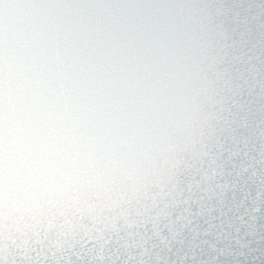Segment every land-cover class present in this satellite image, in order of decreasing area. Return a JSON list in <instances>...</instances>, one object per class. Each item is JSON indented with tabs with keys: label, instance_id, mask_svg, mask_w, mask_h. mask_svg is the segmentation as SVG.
Masks as SVG:
<instances>
[{
	"label": "clouds",
	"instance_id": "obj_1",
	"mask_svg": "<svg viewBox=\"0 0 264 264\" xmlns=\"http://www.w3.org/2000/svg\"><path fill=\"white\" fill-rule=\"evenodd\" d=\"M40 5L46 46L29 81L38 143L50 142L52 127L70 133L128 111L115 140L96 146L69 135L55 147L72 162L21 170L9 164L15 135L5 80L0 264H255L264 254V128L255 127L264 122V79L246 52L250 29L237 33L229 22L238 4ZM14 7L0 0V15ZM244 11L264 17V7ZM228 138L235 146L225 147Z\"/></svg>",
	"mask_w": 264,
	"mask_h": 264
},
{
	"label": "snow or ice",
	"instance_id": "obj_2",
	"mask_svg": "<svg viewBox=\"0 0 264 264\" xmlns=\"http://www.w3.org/2000/svg\"><path fill=\"white\" fill-rule=\"evenodd\" d=\"M261 5L262 7H264V0H261ZM244 9V5L238 4L233 7L231 13L229 14V22L231 23L232 27L237 31V33L243 32L248 25V20L250 16L245 14ZM259 32L261 33V47L259 49V55L257 57L259 70L257 71L256 75L257 79H264V17L260 18ZM241 70L243 71V69ZM227 122L231 123V119L229 118ZM260 128H264V122L260 124ZM245 136H247V133H245ZM246 143H248L247 140H242L239 147L243 149ZM229 145L235 146V142L231 138H228V140L225 142L226 148ZM249 147H251V145H249ZM249 154L251 155V153ZM257 176L264 178V172H257ZM257 211H260V209H257ZM35 264H40L39 260H37ZM255 264H264V254H260L258 252Z\"/></svg>",
	"mask_w": 264,
	"mask_h": 264
}]
</instances>
